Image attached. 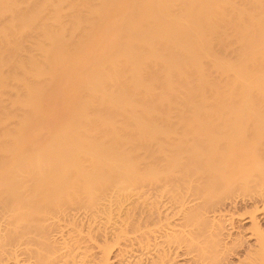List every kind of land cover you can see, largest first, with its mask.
Returning a JSON list of instances; mask_svg holds the SVG:
<instances>
[{"label":"bare ground","instance_id":"6f19581e","mask_svg":"<svg viewBox=\"0 0 264 264\" xmlns=\"http://www.w3.org/2000/svg\"><path fill=\"white\" fill-rule=\"evenodd\" d=\"M0 264H264V0H0Z\"/></svg>","mask_w":264,"mask_h":264}]
</instances>
